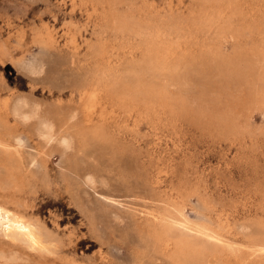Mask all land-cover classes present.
Masks as SVG:
<instances>
[{"label": "rangeland", "instance_id": "374dc122", "mask_svg": "<svg viewBox=\"0 0 264 264\" xmlns=\"http://www.w3.org/2000/svg\"><path fill=\"white\" fill-rule=\"evenodd\" d=\"M233 1L135 0L132 14L142 11L148 21L155 12L170 16L174 11L157 25L171 29L167 71L123 72L126 87L145 85L139 95L130 91L139 102L125 110L105 98L88 113L81 89L103 86L101 72L99 80H91L88 45L100 35L107 41L112 62L103 69L109 70L119 63L138 65L144 39L121 38L104 26L99 35L102 7L87 11L92 5L81 0H0V123L8 122L21 141V146L12 142L20 154L21 176L16 183L0 180V207L52 237L31 248L10 244L0 229V264H59L69 255L101 264V252L117 264H130L132 248L141 245L136 221L149 211L172 224L173 249L178 243L194 247L195 259L202 260L198 264H264V0ZM191 7L196 17L188 18ZM177 16L182 22L176 23ZM37 62L43 71L31 75L27 66ZM153 85L165 88L171 109L157 106L155 91L149 96L155 108H146L142 93ZM16 97L28 101L25 111L39 107L35 118L20 124L10 109ZM87 115L94 123L111 125L106 126L112 133H123L139 157L154 159L160 175L151 187L134 179L125 183L105 170V148L95 145L86 148L91 160L73 174L77 152L72 148L63 154L58 142L68 135L66 124L79 127ZM43 118L55 124L48 144L35 132ZM42 150L48 156H39ZM145 164L143 158L141 177ZM87 213L97 218L94 226ZM151 262L175 264L165 254Z\"/></svg>", "mask_w": 264, "mask_h": 264}, {"label": "bare ground", "instance_id": "6f19581e", "mask_svg": "<svg viewBox=\"0 0 264 264\" xmlns=\"http://www.w3.org/2000/svg\"><path fill=\"white\" fill-rule=\"evenodd\" d=\"M81 1L84 2L83 3L84 5H86L87 3L89 5L90 4L92 5V9L90 8L87 11L91 10L92 12H95L98 10L99 6L102 7V10L105 14V16H104L105 18H104V21L102 23H99L96 25L97 28L99 29V31H98L99 35H100V33L101 34L103 33L102 29L104 26V28L110 29L114 35L116 33L121 38L122 37H128V38H132V39L133 38H139L141 40L144 39V41H145V47H144V50L142 53L143 55H141L142 57H141L140 63H138V65L136 63L134 64V62H133V64H132V62H129L126 64H121V65L119 63L116 66H111V69H109V70L103 69V68H108V66L111 65V62H112L111 53H109V51L107 49V45H106L107 41L105 39H103L100 35L97 38L96 43L89 44L88 48H87L88 49L87 50L88 51V56H87L88 58L87 59L89 60L88 62H89L90 68L88 71H90L92 74V77H91L92 81L99 80L101 78V76L98 75V72H101L103 75L102 76L103 81L101 84H103V86L102 87L94 86L91 89H88L86 87L82 88L81 94H80L81 100L83 101L84 106L86 107L88 113H90L92 111V107H94L97 103H99L100 100L105 99V98L109 101H112V102H118L119 106H121L122 109H125V110L129 109V108H127V106L134 107L136 102H139V101H137V97L133 96L130 91L136 90V92H138V95H139V90L144 88L145 85L143 86L142 84H140V85L138 84L136 87H132V88L126 87V85L123 83L124 79L122 80L123 72H127L130 76H133L135 72L139 73L138 69H140L142 74L147 71L153 75H157L158 74L157 71H159V70L167 71L168 66L167 67L165 66L164 59L167 58L168 57L167 55L171 53V44L169 43L170 39H168L169 35L171 34V32H170L171 29L168 27H161L160 28L157 25H158L159 20H161L160 22L166 23L168 21L167 18H171V16L174 14V11L170 10V16H167V14L161 15L160 13L155 12L154 14L151 15L152 19L148 21L147 19H144L146 14L142 13V11L140 13L138 12L137 15L132 14L133 10H131L132 9L131 7L134 5L135 0H96V1L81 0ZM235 1H233V2L235 3ZM193 2H197V1H193ZM199 3L201 6H203L202 2H199ZM226 3L229 4L230 2H226ZM193 4H195V3H191L190 6H192ZM218 4H219V2H218ZM237 4H238V1H237ZM122 5L126 6L125 7L126 10L125 9L123 11L120 10V8H122ZM106 7H107V14L105 12ZM193 7L190 8L188 14L186 13L188 15V18L189 17L191 18L194 16ZM239 7H241V6H239ZM239 7H238V10L240 12L241 9H239ZM212 9H214V8H212ZM252 11H253V9H252ZM177 12H179V11H177ZM247 12H248V10H247ZM204 13H206V12H204ZM207 13H208V11H207ZM212 13H216V11L212 12ZM217 13H218V11H217ZM217 13L215 15H217ZM219 13H221V12H219ZM231 14L235 15V12H231ZM259 15H260V13H259ZM217 16H215V18H217ZM249 16L252 17V15H249ZM185 17L187 18V16H185ZM194 17H196V16H194ZM207 17H208V15H207ZM198 18H200V17H197V19ZM234 18H235V16H234ZM259 18H260V16H259ZM163 19L165 21H162ZM227 20L229 22V19H227ZM180 22H182V18L179 20V16H177L176 23H180ZM206 24L207 23H205V25ZM158 56L161 57L160 60H158L156 58ZM124 65H125L126 69L124 71H120V68L124 67ZM42 67H43L42 64L40 62H37L36 64H28L27 69H28V72L31 73V75L32 74H34V75L38 74L39 75V73L41 74V71H43ZM165 67H166V70H165ZM168 71H170V70L168 69ZM111 75H114V77H110ZM108 76L110 78H113V79L111 80L109 78V80H107ZM89 77L90 76L87 75V78H89ZM149 89L152 90L151 93L149 92L150 90H148V92L142 93L143 94L142 100L145 99L144 103H145L147 109L155 108L154 107L155 105H153V103L150 102V99H149V96L152 95L154 93V91L158 97L157 106L161 109H164V110L169 109V108L171 109V106H172L171 105V99L169 98V96L165 92L164 87H161V85H153V86L149 87ZM144 90L146 91V88H144ZM103 96H104V98H103ZM85 101H89V104L87 105L85 103ZM27 102L24 101L23 98H20V99L17 98L13 101V103L11 104V107H10L12 113L16 116L17 119L19 118V120L21 121L20 124L21 123L23 124L25 121H27V119H30L33 116L35 118V115L38 114V108L39 107L38 108L34 107L28 111H25V107H26ZM8 105L9 104H7V103L5 104V106H8ZM124 107H126V108H124ZM117 108H118V106H117ZM74 116H75V111L70 109L69 117L74 118ZM85 117L86 118L82 120L83 124L82 125L80 124L79 127H76V128H75V126L69 127L70 124H66L67 128L69 129L68 135L62 137L58 142L59 148L62 150L63 154L66 155V152L72 148H74L77 152V166H76V169L74 170L73 174H77L78 171L81 170L88 163V161L91 160V154L86 153V148L88 146L95 145V146H97V148H101V147L105 148L104 152H103V154H104L103 156L105 157L103 167L105 170L116 172V174L119 176V179H121L123 182L129 181L131 183L130 179H134L135 180L134 184H140V185H143L145 187H151V185L153 183H155V181L159 178V175H160V170L157 169V165L155 166L154 159H152V157L150 155H144V157H141V155H140V157H139L138 151L134 148L133 144L128 143V141L125 140L126 138L124 136H122L123 133H118V132L112 133L109 130V128L106 126V125H108L111 127V125L106 124V122L105 123H101V122L94 123L91 116L87 115ZM36 119H38V118H36ZM114 122H116V120H114ZM80 123H81V121H80ZM54 129H55V124L52 121H50L49 119L43 118V119L39 120V122L36 124L35 132L41 137L44 144H48L49 140L53 136ZM119 129H121V128L119 127L118 130ZM2 130L4 132L0 136V167L4 168V173L0 174V180H1V183H4V180H7L11 183L15 182V181L18 182V180L21 176V158H20V154L18 153V150L12 145V142L14 140V142L17 145H20L21 141H19V138H17V136H15L12 133V127L8 124V122L1 121L0 131H2ZM114 130H116V129H114ZM6 135H7V137H6ZM5 137L7 139H5ZM40 137H38V138L40 139ZM97 151L98 150H96L94 152H97ZM38 155L39 156L45 155V157H46V156H48V153H45L42 150L39 152ZM155 156L156 155H154V157ZM143 158L146 161V164L142 167V170H144L145 173L143 174V177H141L138 174V172H139V167L141 166V163H143ZM32 161L34 162L35 159L33 158ZM73 174H70L69 176L67 175L68 176L67 179L71 182L75 180ZM97 175L101 176L100 174H97ZM64 177H65V175H64ZM72 178H74V180ZM100 178H102V177H100ZM111 179H113V178H111ZM91 180H93V179H91ZM99 180H101V179H99ZM106 180H107V178H106ZM106 180H105V182H106ZM93 182L94 181H92V183ZM125 183H127V182H125ZM22 186L23 185H21V187ZM76 186L77 185H75L73 187H76ZM73 187L71 188L70 191L73 190ZM72 193H74V190ZM108 213L111 214V211H109ZM87 218H88L87 220H90L92 225L96 224L98 222L97 218L90 215V214H88ZM136 222H137L136 224L138 226L137 234H138V237L140 239L141 245L134 246V248H132L133 249V251H131L132 256L130 255L132 257V261L130 264H148L147 263L148 259L150 261H152L151 263H153L154 257L157 254H165L168 257L169 262H173L175 264H198L199 261L200 262L202 261V260H198V262H197V260L195 259V256L198 252L194 249V247L192 245H189L187 243H182V244L178 243L177 246L174 245V249H173V243L175 242V241L173 242V226L168 220L162 219L161 216L156 211L155 212H152V211L147 212L144 215L143 220L136 221ZM0 229L3 231V234H4L3 237L6 236L9 238L10 244H14V242H17L22 246L26 245V246H29L31 248H36V246H37L39 248L38 244H42V243L45 244L44 242H46V241L48 242V240H49V242H50V240L52 241V237L49 235H48L49 236L48 237L47 235L45 236L42 233H40L37 230L36 225H33V224L25 221L24 219L18 217V216L9 214L7 211H5L1 207H0ZM93 229H95V228H93ZM97 235H95V236L97 237ZM47 237H48V240H47ZM63 237L64 236H62V238ZM44 238H46V240ZM67 243H65V244H67ZM67 245H64V246H67ZM260 248H261L262 254H264V245L261 246ZM100 255L101 256L99 259H104L103 260L104 262L101 261V264H117L113 261V259L110 260L109 257L107 258L106 255L104 256L102 252ZM59 262H60L59 264H100V263L96 262V260L94 258H91V257H88L87 259L86 258L85 259H79L77 257L70 256V255L66 256L64 258H60Z\"/></svg>", "mask_w": 264, "mask_h": 264}]
</instances>
